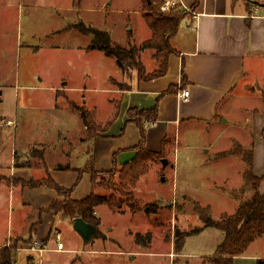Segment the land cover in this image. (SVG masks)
Returning <instances> with one entry per match:
<instances>
[{"label": "rangeland", "instance_id": "1", "mask_svg": "<svg viewBox=\"0 0 264 264\" xmlns=\"http://www.w3.org/2000/svg\"><path fill=\"white\" fill-rule=\"evenodd\" d=\"M141 1L82 0L78 7L77 0H0V119L6 116L16 121L13 126H6L0 131V145L8 139L1 133H13L15 144L19 146L16 164L29 163L34 168H40L41 161L37 156L43 149L38 144L39 138H46L47 144L52 143L54 137L50 136L56 137L59 133H52L57 131L55 127L70 132L75 143L79 142V137L87 136L83 131L82 115L76 109L66 110L65 107L63 112L58 111V115L69 116L70 126L64 129V124L57 125L54 112L50 109L56 92L42 87L40 72L48 74V84H54L58 77L59 80L65 77L71 85L83 86V91L74 92L78 104L85 105L98 120L110 116L112 108L109 100L114 96L108 90L112 85L118 88L120 83H128L137 71L124 73L114 57H108L100 50L94 52L89 61L83 60L85 57L78 55L74 49L77 45L86 44L88 39L75 35L78 30L72 23L83 21L109 31L113 44L128 49L139 48L153 33L144 17L145 4ZM61 30L64 31L59 32ZM155 54L156 51L150 49L140 53V60L148 74L159 67ZM120 70L122 78L118 77ZM227 103L224 110L227 113L218 123L186 126L178 137H170L162 156L154 162L149 161L146 172H143V165L139 166V181L129 190L118 187L127 174L120 173L122 167L117 168L114 176L102 174L96 178L99 186L95 192L106 198L113 195L117 199L115 208L106 204L96 208L101 237L86 246L81 239L78 240L75 245L77 253H69L68 245L64 251L49 246L50 249L42 255L36 254L38 256L34 255L36 252H30V263L212 264L207 256L217 252L221 231L216 228L186 237L183 256L178 255L174 246L177 231L186 233L202 228V220L193 211L196 204L210 206L214 219H219L224 213L233 214L238 207L231 192L243 183L244 164L239 157L217 159L216 156L231 149L234 140L250 148V123L246 118L254 111L246 109L256 102L240 97ZM65 112L69 115L63 114ZM226 120L230 122L226 123ZM44 147L47 148L46 145ZM61 147L64 152L68 151L63 144ZM162 159L168 160L167 166ZM0 173L8 175L6 170ZM100 184L114 189H105ZM135 202L141 206L157 204L159 212L152 216H147L144 211L134 213L131 206ZM13 209L1 196L0 229L3 232L11 225ZM138 234L143 236V242L137 241ZM148 235L151 239L147 238ZM65 238L71 237L67 235ZM19 241L16 239L2 249L13 251L17 258L19 249H29L35 240H28L27 245L24 242L19 245ZM109 249L118 254L104 253L103 250ZM260 250H264V239L257 241L249 252ZM142 252L143 255L138 256ZM27 255L20 253L18 264H27Z\"/></svg>", "mask_w": 264, "mask_h": 264}, {"label": "crops", "instance_id": "2", "mask_svg": "<svg viewBox=\"0 0 264 264\" xmlns=\"http://www.w3.org/2000/svg\"><path fill=\"white\" fill-rule=\"evenodd\" d=\"M81 1L77 0L78 7ZM180 1L182 12L186 16L177 34L171 39V45L177 52L169 58L167 73L148 81L140 80L137 74H133L128 83L122 82L118 88H113L112 85L108 90L114 96L109 100L112 108L110 116L98 120L90 111L95 121L103 125L95 138L88 136L87 127L84 125L83 131L88 137L81 136L78 138L79 142L75 143L70 132L55 127L57 131L52 133H59L56 137L50 136L54 137V141L49 143L51 147L46 138H39L38 144L43 152L35 154L41 161V167L34 168L29 163L16 164L19 146L15 144L13 133H1L8 139L0 145V171L6 170L8 175L0 173V195L14 209L10 214L11 225H8L6 232L0 229V250L16 239L20 240L19 245L23 242L27 245L28 240L32 239L57 248V235L60 234L65 250L68 245L71 250L69 253L78 252L75 245L82 238L73 228L74 221L50 210L55 201L66 198L47 185L23 187L16 184L15 180L31 181L51 176L59 186L74 189L72 200L86 199L93 192L92 173L86 171L87 167L92 165L98 172H110L116 163L118 167H123L136 158L142 135L135 123V117L129 115L131 110L145 111L158 105V120L148 126L145 149L161 153L169 143L168 139L172 136L178 137L183 127L193 124L213 125L222 120L227 113L224 110L227 109L228 100L241 97L246 101L256 102L253 107L246 109L254 111L246 120L250 123L248 136L253 149V172L262 179L259 190L264 194V0H200L195 8V0ZM187 8L193 9L194 13L187 12ZM81 23L87 25L83 21L72 24L76 26ZM73 28L74 26L72 30ZM62 31L64 30L59 32ZM75 35L88 39L86 44L77 45L74 52L83 55V60L89 61V57L97 51L91 44V37L79 30ZM183 65L185 83L182 81ZM118 73V77L122 78V71ZM47 77L45 71L40 72L42 87L56 92L50 106L55 122L57 125L64 124L66 129L70 126L69 116L58 115V111L76 109L75 106L84 107L85 105L78 104L74 94L84 88L71 85L70 80L65 77L60 80L58 77L54 84H48ZM171 87L175 88L170 93L168 90ZM85 89L88 91V88ZM184 90L190 91L188 100L179 96ZM63 114L69 115L67 112ZM231 114L233 116L234 113ZM5 118L6 116H1L0 131L16 122L6 118L5 125ZM229 122L226 120V123ZM62 144L68 151L62 150ZM57 148L59 151H56ZM8 179L11 180L10 183ZM67 235L71 238H65ZM224 237L221 231L216 248L223 242ZM262 239L264 236L254 241L243 255L236 256L233 264H258L260 260H264V250L249 252ZM103 251L117 253L114 249ZM30 252L33 251L19 249L16 263L18 264L20 253H28L27 264H32L29 260L32 254ZM36 254L40 253H34ZM215 254L207 258L210 260ZM142 255L143 252L138 256ZM178 255L183 256L182 252Z\"/></svg>", "mask_w": 264, "mask_h": 264}, {"label": "trees", "instance_id": "3", "mask_svg": "<svg viewBox=\"0 0 264 264\" xmlns=\"http://www.w3.org/2000/svg\"><path fill=\"white\" fill-rule=\"evenodd\" d=\"M142 1L145 4L144 17L153 33L152 37L145 41L139 48L133 47L128 49L119 44H113L111 35L107 31L97 29L93 26H87L84 23L78 24L75 27L82 34L92 36L94 49L104 52L108 57H114L117 60L119 68L124 73H127L128 70H135L140 80L148 81L164 76L167 73L169 58L177 52L171 45V39L177 34L186 13L180 10L172 13H162L160 11V4L163 0ZM199 3L200 0H195L194 8ZM147 49L156 51L155 58L159 62L158 69L150 74L146 73V68L140 60V53ZM182 81L183 83L186 81L184 65ZM174 88L171 87L168 92H174ZM75 108L81 113L90 138H95L103 127H100L95 121L93 114L85 107L75 106ZM129 115L135 117V123L141 130L142 139L137 148L138 153L134 161L122 167L120 173L127 172L126 177L124 176L122 179V185L121 183L119 186L115 185L121 190L132 188L136 185L141 175V172L137 171L139 166L143 165V172H146L148 170V162H154L164 152L163 150L161 153H153L145 149L148 126L158 120V105L153 109L145 111L131 110L129 111ZM229 156L241 158L244 164L242 172L243 183L239 188L231 192V197L238 202L236 211L233 214L224 213L219 219H214L210 206L203 207L200 204H196L193 211L202 220L203 226L191 232H176L177 240L175 241V251L177 253L180 254L182 252L186 237L199 234L206 228H216L222 231L225 237L223 242L218 246L214 257L210 259V262L212 264H233L236 256L243 255L254 241L264 236V194L259 190L262 179L256 177L253 172V149L252 147L247 149L234 140V146L229 150L218 153L216 158L224 159ZM117 168V163L110 172H98L92 165L87 167L86 171L92 173L93 192L89 197L81 201L72 200L71 195L74 189H65L59 186L51 176L39 180L33 179L31 181L17 179L15 183L23 187L28 186L34 188L47 185L55 189L60 196L66 199L63 201H55L50 207V210L55 211L57 214L61 213L72 221L81 217L86 222L99 227L100 219L96 216V208L102 204H106L110 208H115L117 206V199L113 195L106 198L97 194L95 189L99 184H97L96 178L102 174L114 176L117 173ZM101 186L105 189H114L110 185ZM131 209L134 213L144 211L147 216H152L159 212L157 204L141 206L138 202H135L131 206ZM147 238L149 239L150 235ZM137 241L143 242V236L138 234ZM16 260V255L13 251H9L8 249L0 250V264H17ZM258 264H264V260H260Z\"/></svg>", "mask_w": 264, "mask_h": 264}, {"label": "built area", "instance_id": "4", "mask_svg": "<svg viewBox=\"0 0 264 264\" xmlns=\"http://www.w3.org/2000/svg\"><path fill=\"white\" fill-rule=\"evenodd\" d=\"M182 11V2L180 0H163L160 4V11L162 13H172L177 11ZM187 12L194 13L193 9H185ZM184 11V10H183ZM196 14V13H195ZM179 96L185 100L189 99L190 91L184 90L179 93ZM60 234L57 235V250L64 251V243L60 239ZM50 249L49 244H46L40 240H35L30 246L29 250L34 252H39L41 255Z\"/></svg>", "mask_w": 264, "mask_h": 264}, {"label": "water", "instance_id": "5", "mask_svg": "<svg viewBox=\"0 0 264 264\" xmlns=\"http://www.w3.org/2000/svg\"><path fill=\"white\" fill-rule=\"evenodd\" d=\"M162 163L167 166L168 160L162 159ZM73 228L80 235L85 245H88L100 236L99 227L86 222L81 217L74 220Z\"/></svg>", "mask_w": 264, "mask_h": 264}]
</instances>
